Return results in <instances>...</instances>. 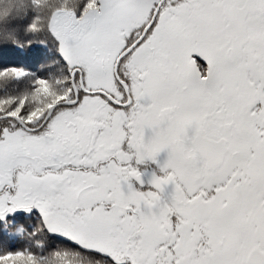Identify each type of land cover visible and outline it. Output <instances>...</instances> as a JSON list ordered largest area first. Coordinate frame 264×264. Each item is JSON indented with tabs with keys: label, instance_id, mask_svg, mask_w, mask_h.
Segmentation results:
<instances>
[{
	"label": "snow or ice",
	"instance_id": "6c2138e0",
	"mask_svg": "<svg viewBox=\"0 0 264 264\" xmlns=\"http://www.w3.org/2000/svg\"><path fill=\"white\" fill-rule=\"evenodd\" d=\"M0 264H264V0H0Z\"/></svg>",
	"mask_w": 264,
	"mask_h": 264
}]
</instances>
